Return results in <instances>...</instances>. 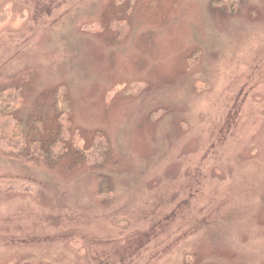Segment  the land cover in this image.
Listing matches in <instances>:
<instances>
[{"label":"rangeland","instance_id":"374dc122","mask_svg":"<svg viewBox=\"0 0 264 264\" xmlns=\"http://www.w3.org/2000/svg\"><path fill=\"white\" fill-rule=\"evenodd\" d=\"M216 1L0 0V90L71 107L58 164L0 146V264H264V0Z\"/></svg>","mask_w":264,"mask_h":264},{"label":"trees","instance_id":"16d2710c","mask_svg":"<svg viewBox=\"0 0 264 264\" xmlns=\"http://www.w3.org/2000/svg\"><path fill=\"white\" fill-rule=\"evenodd\" d=\"M215 4L219 6L223 1L218 0ZM125 26V21L116 24V29L121 35L126 33ZM88 28L90 31L97 30L92 24ZM194 55L196 56V53ZM21 98V91L17 88L0 90V146L12 151L16 157L41 160L49 166L58 164L67 157L65 148L70 139L71 107L66 90L59 88L51 103L39 102L36 106L26 109L27 111L22 107ZM73 142L77 146L75 137ZM73 155H79L82 162L102 169L111 162L112 147L106 138L98 134L88 150H78ZM98 181V196L102 199L111 196L108 177L99 174ZM10 185L19 191H35L30 186L18 182ZM2 188L3 184L0 185V190Z\"/></svg>","mask_w":264,"mask_h":264}]
</instances>
